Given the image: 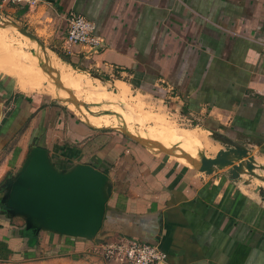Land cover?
I'll use <instances>...</instances> for the list:
<instances>
[{"label":"crops","instance_id":"crops-1","mask_svg":"<svg viewBox=\"0 0 264 264\" xmlns=\"http://www.w3.org/2000/svg\"><path fill=\"white\" fill-rule=\"evenodd\" d=\"M0 13L16 19L45 47L21 34L25 39L19 42L16 29L0 24V56L50 54L86 76L92 88L116 97L119 86L176 102L175 111L200 127L180 128L159 109L146 110L142 101L138 112L137 98H129L131 109L119 114L106 110L116 118L103 115L112 119L91 123L56 86L58 96L40 95L66 107L39 99L26 103L18 96L36 93L21 91L18 72L13 77L2 65L0 98L16 107L0 118V187L29 149L39 146L59 170L87 164L107 174L111 195L93 241L48 232L25 236L23 220L0 209V264H120L104 259L98 248L119 239L156 245L169 264H264V183L257 180L252 187L255 178L247 174L231 180L228 168L207 175L179 157H213L224 147L212 139L216 133L247 148L263 165L264 0H40L34 7H6ZM71 13L94 23L95 35L103 40L95 54L65 43ZM39 71L35 76L44 77L43 85L51 82L50 72ZM73 95L97 102L83 91ZM133 121L151 125L136 130ZM119 126L173 148L177 161L117 131L103 132ZM258 173L264 177V171Z\"/></svg>","mask_w":264,"mask_h":264},{"label":"water","instance_id":"water-1","mask_svg":"<svg viewBox=\"0 0 264 264\" xmlns=\"http://www.w3.org/2000/svg\"><path fill=\"white\" fill-rule=\"evenodd\" d=\"M0 24L11 26L45 50L41 42L27 30L7 21ZM44 67L51 73L48 67ZM90 75L104 82L98 75ZM52 80L57 88L67 92L69 103L75 107H85L71 91L64 89L56 77H52ZM117 130L140 145L174 156L173 148L131 135L123 128ZM211 136L215 142L224 146L213 157L200 154L196 160L186 153L179 157L199 166L197 170L207 175L228 168L231 180H241V176L247 174L264 183V177L255 173L256 170L264 171V166L257 164L247 148L222 135L211 133ZM0 192V209L10 218L23 220L25 236L35 237L40 232H48L93 241L103 226L111 184L107 174L91 165L76 164L69 169L59 170L53 164L47 149L32 146L18 170L5 179Z\"/></svg>","mask_w":264,"mask_h":264},{"label":"bare ground","instance_id":"bare-ground-1","mask_svg":"<svg viewBox=\"0 0 264 264\" xmlns=\"http://www.w3.org/2000/svg\"><path fill=\"white\" fill-rule=\"evenodd\" d=\"M0 32L4 33L3 31H0ZM1 35H3V34H0V36ZM3 45H5V44H3ZM10 45L12 46V44H10ZM5 49H6V47H5ZM6 51H8V50H6ZM17 51H19V50H17ZM6 53H8V52H6ZM6 53H4V54H6ZM4 54L0 56V68L3 67L2 65L6 64V67H10L9 69H12V70L18 72V76L16 79L17 86L21 91H23L26 94L45 93V94L51 95L53 97L58 96L57 89L55 88L53 80H51L52 83L48 82L45 85H43L40 80L44 77H42L40 80L37 79V77H36L37 76L36 74H39L38 72H40L39 70H47V68L44 67V66H46L51 70V75H52L51 77H56L58 79V81L62 84L64 89H66V90L69 89L68 91H71L72 93H75L76 90H78V92H80V94L82 93V91L85 92V94H87V96L89 95L92 97L93 100L97 101L95 103H97L98 108L101 109L102 111L108 110V111H111L115 114H119L125 108L131 109V107H129V104H131L130 103L131 100L129 99L128 92L124 87L118 86V90H119L118 96L111 97V96L107 95L105 93V90L100 88V87L92 88L90 86V83H89L86 76H84L81 73H74L73 71L69 70L62 63L55 60L54 57L50 54L38 52V51L35 54L25 55L22 57L20 56L22 54V53L20 54V52L16 53V54L13 52L12 53L10 52V54H6V55H4ZM24 54H25V51H24ZM9 69H7L6 71H9ZM2 72H3V70H2ZM47 72H49V71L47 70ZM24 73H26L27 75H25ZM20 76H21V78H20ZM48 76H50V75H48ZM59 89H61V88H59ZM63 91H65V90H63ZM64 94H65V92H64ZM133 106L138 108V112L140 110H143L142 103L138 98L133 103Z\"/></svg>","mask_w":264,"mask_h":264},{"label":"built area","instance_id":"built-area-1","mask_svg":"<svg viewBox=\"0 0 264 264\" xmlns=\"http://www.w3.org/2000/svg\"><path fill=\"white\" fill-rule=\"evenodd\" d=\"M40 0H0V11L6 7H34ZM0 13V21L3 20ZM65 43L69 47H79L87 53L95 54L103 45V40L95 35L92 21L77 14H69L66 19ZM100 254L106 260L120 264H169L167 255L156 245L134 239H119L98 244Z\"/></svg>","mask_w":264,"mask_h":264},{"label":"rangeland","instance_id":"rangeland-1","mask_svg":"<svg viewBox=\"0 0 264 264\" xmlns=\"http://www.w3.org/2000/svg\"><path fill=\"white\" fill-rule=\"evenodd\" d=\"M2 18H3V20H6L7 22L13 23V24H15V25L23 28L18 23V21H15L16 19H13L11 17H7L6 15L5 16L3 15ZM0 22L1 23H4V21H0ZM14 38L16 40H18L19 42H24V39H25V38H23L20 35V33H18V34L17 33L16 34L14 33ZM70 68H72V67H70ZM72 70H74V69L72 68ZM9 71H10V75L13 76V77L17 74V72L14 71V70H12V69H10ZM74 72H78V71H76V69H75ZM82 72H84V71H82ZM84 73L90 78V75L89 74L91 72H84ZM24 74L27 75L26 73H24ZM11 81H12L11 82V86L13 87L15 85L14 84V80H11ZM14 88H15V86H14ZM107 89L110 92H113V93H116L117 92L116 89H113V88H111L109 86H107ZM15 90L18 91L16 88H15ZM3 92L6 94L5 91H3ZM79 94H80V92H78V90H76L75 95H79ZM128 96L131 99L132 98H138L140 101L144 102L145 103V106H146L145 107L146 110H148L149 108L159 109L162 112V114L164 115L165 118H167L168 120L172 121L176 126H178L180 128L199 127V125L196 124L197 123L196 121L190 119V116H188V117L186 116L185 117V116H183V115H181V114H179L178 112L175 111L176 102L170 104L168 102L170 100H166V101L163 102V101H160L158 99H154L151 96L148 97L144 93H141L139 91H134V90H128ZM26 99L29 100V103H31L33 101H38V99H39V100H41V102L42 101H53V103H55V104H57L59 106L66 107V105L63 102H61L59 100H56V99L52 100L50 97H48L46 95L36 94V95L26 96ZM76 99L80 102V104H82V103L85 104V107L83 105H81V108L83 109L82 110L83 111V114H81V116H83L84 118H86L91 123H98V122L103 123L104 121H106L108 119H112V118H105V116H103V115H108L107 117L116 118V115L115 114H113L111 112H107V111L100 110L98 108V106H97V103H95V102L90 104L88 100H85V99L83 100L81 97H77ZM3 100L4 101H2V99L0 98V118H1V116L3 114L7 115L6 117H8L9 115H11L13 113V111L15 110V107H16V104L11 105V102L9 103V102L5 101L4 98H3ZM1 104H3V105H1ZM71 112L73 113V115H75L79 119L85 121L75 110L74 111L71 110ZM109 121H110V124L111 125H115V123H116L115 121H113V122L111 120H109ZM111 125H109V126L110 127H113ZM150 125L151 124L148 123V124L144 125L143 127H141L137 123V121H133V127L136 130H141V129H144L145 130ZM171 126H172V129H174L172 123H171ZM118 128H121V127L119 126ZM113 131L114 132L117 131V133H121L120 131L117 130V128H113V129H109L108 128L106 130H103V132H106V133H111ZM208 153H210V152H208ZM169 158L172 161H177L176 157L170 156ZM263 166H264V163H263ZM258 172H259L258 170L255 171L256 174H259ZM248 179H251V178L248 177ZM252 182H253L252 187H255L258 184L257 179H253ZM261 190H263V188H261Z\"/></svg>","mask_w":264,"mask_h":264},{"label":"trees","instance_id":"trees-1","mask_svg":"<svg viewBox=\"0 0 264 264\" xmlns=\"http://www.w3.org/2000/svg\"><path fill=\"white\" fill-rule=\"evenodd\" d=\"M63 60H64V59H63ZM18 97H20L21 100L25 101L26 103H29V100L26 99V98H24L23 96H18ZM24 107H25V106H23V105H22V107H21V103H20V106H19V108H20V112H24ZM182 115H184V114H182ZM27 119H28V118H27ZM20 233H21V232H20Z\"/></svg>","mask_w":264,"mask_h":264}]
</instances>
